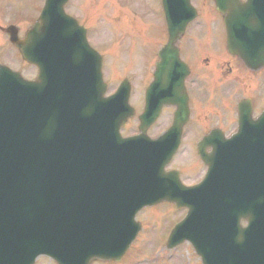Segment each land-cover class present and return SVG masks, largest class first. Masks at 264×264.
<instances>
[{
  "label": "water",
  "instance_id": "95a60500",
  "mask_svg": "<svg viewBox=\"0 0 264 264\" xmlns=\"http://www.w3.org/2000/svg\"><path fill=\"white\" fill-rule=\"evenodd\" d=\"M65 1L45 0L23 39L8 29L38 75L25 80L0 65V264H33L39 255L57 264L118 260L140 229L137 211L161 200L187 207L168 247L187 240L202 264H264V110L251 121L242 109L238 131L227 140H212L215 132L203 139L207 172L199 184L183 186L177 172L163 169L187 117L183 73L167 74L172 44L193 15L189 0H162L169 40L146 92L140 132L129 137L119 133L133 114L129 84L103 96L101 57L63 11ZM215 2L251 26L238 42L229 28L236 15L226 17L230 48L241 49L246 61L262 57L264 0ZM249 49L258 52L251 57ZM162 104L177 107L174 120L151 141L146 129Z\"/></svg>",
  "mask_w": 264,
  "mask_h": 264
},
{
  "label": "rangeland",
  "instance_id": "374dc122",
  "mask_svg": "<svg viewBox=\"0 0 264 264\" xmlns=\"http://www.w3.org/2000/svg\"><path fill=\"white\" fill-rule=\"evenodd\" d=\"M193 3L202 14L204 11L214 14L212 3L208 0H193ZM43 4L44 0H0V25L15 24L26 28L38 16ZM65 8L86 27L89 43L103 56L102 72L108 85L107 93L113 92L123 79L130 81V104L136 114L122 127L121 132L123 135L136 133L137 116L143 108L144 86L151 79L156 51L165 39L160 0H68ZM190 44L193 45L192 42ZM0 61L20 69L29 78L36 75L35 67L24 64L1 32ZM170 117L171 113L165 111L148 134L155 136L166 128ZM197 127V124L194 125L193 131ZM191 141L194 140L186 139L181 146L184 151L189 145L187 152L191 156H188V163L181 166L187 153L180 152L170 167L185 170L183 168L192 161L198 164ZM205 169L198 164L195 173L182 171V176L185 182H194L200 179ZM150 207L153 208H143L137 214L142 228L130 251L118 262L101 261L94 264H201L188 243L178 250L157 255V250H160L157 247L165 249L164 240L168 232L184 216L185 210L163 202ZM35 264L56 263L48 257H38Z\"/></svg>",
  "mask_w": 264,
  "mask_h": 264
},
{
  "label": "flooded vegetation",
  "instance_id": "af4514ba",
  "mask_svg": "<svg viewBox=\"0 0 264 264\" xmlns=\"http://www.w3.org/2000/svg\"><path fill=\"white\" fill-rule=\"evenodd\" d=\"M24 33L19 31L20 36ZM164 36L161 47L167 43V33ZM226 38L219 14L215 17L204 11L203 21L189 24L176 43L180 58L189 67L185 84L190 117L185 140H197L191 145L194 152L198 140L210 130L220 129L229 135L236 128L242 109L255 117L264 105V63L246 65L228 49ZM166 107L173 112L174 107Z\"/></svg>",
  "mask_w": 264,
  "mask_h": 264
},
{
  "label": "bare ground",
  "instance_id": "6f19581e",
  "mask_svg": "<svg viewBox=\"0 0 264 264\" xmlns=\"http://www.w3.org/2000/svg\"><path fill=\"white\" fill-rule=\"evenodd\" d=\"M171 58V57H170Z\"/></svg>",
  "mask_w": 264,
  "mask_h": 264
}]
</instances>
